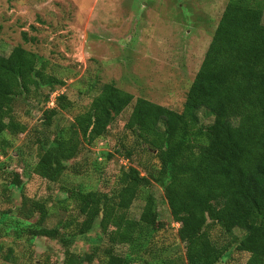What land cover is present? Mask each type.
<instances>
[{
	"label": "trees",
	"instance_id": "1",
	"mask_svg": "<svg viewBox=\"0 0 264 264\" xmlns=\"http://www.w3.org/2000/svg\"><path fill=\"white\" fill-rule=\"evenodd\" d=\"M263 16L264 0H228L182 111L137 98L124 125L136 144L159 162L154 179L179 225L184 259L175 254L179 244L163 246L157 241L159 213L151 193L144 196L140 217L129 215L140 189L149 183L134 167L119 172L109 196L95 189L69 190L75 215L52 228L44 226L47 206L31 201L28 215L37 212L39 217L33 223L25 219L21 227L18 222L19 236L26 233L30 242L37 236L57 238L67 248L75 238L98 228L103 236L94 240L99 246L106 244L101 264H128V258L114 250L119 245L144 264H218L229 247H218L211 239L209 227L218 226L227 234L236 229L245 233L236 246L249 254L245 264H264ZM45 63L21 46L8 57L0 54V141L5 149L10 146L7 131H26L13 116L15 102L38 96L44 86L47 102L55 88L64 85L45 72ZM132 100L113 83H104L86 110L60 126L59 116L70 112L72 103L58 95L55 106L43 111L40 123L52 129L53 139L44 135L40 140L35 173L49 183L61 182L67 162L103 137ZM201 111L213 118L210 123H202ZM13 184H20L18 175ZM222 198L227 202L214 206ZM65 255L67 264H90L98 258L97 252L80 256L66 250Z\"/></svg>",
	"mask_w": 264,
	"mask_h": 264
},
{
	"label": "rangeland",
	"instance_id": "2",
	"mask_svg": "<svg viewBox=\"0 0 264 264\" xmlns=\"http://www.w3.org/2000/svg\"><path fill=\"white\" fill-rule=\"evenodd\" d=\"M227 2L0 0V54L8 57L15 46H21L39 55L46 62L45 72L64 82L47 102L45 86L38 96L16 101L13 116L26 126V131H7L10 146L6 149L0 141V264H67L66 250L80 256L97 252L98 258L90 264H101L106 244L103 242L102 247L95 242L94 237L102 235L98 228L75 238L65 248L57 238L37 236L30 242L26 233L19 236L16 226L19 222L21 227L25 219L31 223L38 219L37 212L28 215L31 201L47 206L44 226H58L75 215L69 190L95 189L109 196L115 190L117 175L128 167L137 168L149 181L140 189L129 215L138 219L144 196L151 193L159 213L157 241L163 246L179 244V225L172 220L163 190L154 179L159 162L145 147L136 144L124 125L137 98L182 111ZM104 83H113L131 94L132 102L103 137L67 162L69 169L61 182L52 184L39 177L34 171L38 144L44 135L53 139L52 129L45 130L40 123L44 120L43 111L53 108L56 97L64 94L72 103L71 111L59 116L60 126H66L72 117L89 107ZM200 119L206 125L213 118L201 111ZM16 175L19 185L13 184ZM226 202L222 198L214 206ZM209 234L218 247L229 246L218 264L246 263L249 254L236 249L245 236L243 231L236 229L227 234L218 226H210ZM9 250L12 254L7 261ZM114 250L127 257L128 264H144L127 246L119 245ZM175 254L185 258L182 244ZM144 259L150 260L146 255Z\"/></svg>",
	"mask_w": 264,
	"mask_h": 264
}]
</instances>
